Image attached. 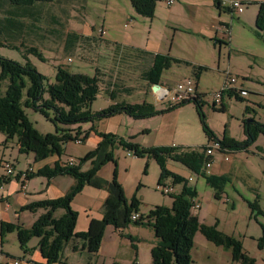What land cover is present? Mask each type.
Returning <instances> with one entry per match:
<instances>
[{
  "label": "rangeland",
  "instance_id": "rangeland-1",
  "mask_svg": "<svg viewBox=\"0 0 264 264\" xmlns=\"http://www.w3.org/2000/svg\"><path fill=\"white\" fill-rule=\"evenodd\" d=\"M249 1L245 2V10L240 15L222 11L213 0H177L172 6L164 1L158 3L153 19L138 15L129 0H60L36 5L27 15L21 16L17 15L21 11L3 3L0 4V57L21 64L30 61L45 77L46 87L56 81L58 67L89 77H94L97 71L101 92L92 105L94 112H102L113 103L140 104L144 101L164 113L145 120L121 114L103 123L96 121L95 127L108 128L113 135L144 148L172 146L200 150L210 143L195 105L188 103L168 111L177 105L172 96L158 101L151 85L144 79V72L153 65V56L169 55L182 63L173 64L164 72L161 86L174 90L188 79L195 81L198 92L203 95L206 125L215 139L243 142L246 139L245 121L264 124V31L256 27L260 4L264 0ZM216 26L223 31L216 34ZM126 45L153 54H143ZM31 49H36L42 59L27 54ZM200 67L203 70L197 79L194 71ZM227 75L235 77L237 86L244 87L248 94L242 96L244 101L241 102L226 94L222 101L226 111L222 112L220 104L214 109L213 100ZM7 85V80L0 82L2 93ZM111 90L117 95L115 102L110 99ZM25 113L38 133L55 134L54 124L38 112L28 109ZM83 126L90 130L92 124ZM14 145L9 144L8 153L2 156L7 161H15L11 157ZM256 148H261V152ZM92 149L90 144L67 142L61 157L64 160L71 158L79 164ZM114 154L117 165L108 162L98 176L111 181L117 170L118 182L123 186L128 202L137 198L141 215L146 217L156 206H172L173 196L178 195L183 186L174 185L173 178L167 177L160 186H174V192L165 194L164 188L158 185L161 169L154 157H136L121 145L114 148ZM21 159L25 167L26 162ZM211 161L208 174L230 178L220 199L203 177L186 166L167 160L166 167L174 175L192 179L190 185L197 195L190 200L200 204V209H192V212L202 225H216L219 231L239 241L257 264H264V251L258 248L264 216L249 208V203L258 202L264 212V136L260 135L248 150L223 155L215 152ZM90 169V162L82 164L83 172ZM106 199V191L84 187L71 204L78 213L76 232H87L92 218L101 219L100 208ZM148 234V229L135 224L118 233L111 227L106 229L99 252L100 264H112L118 254L125 259L133 258L135 251L139 253V260L148 261L150 254L146 246H141V242L137 244L138 238L147 239ZM6 236L8 240L10 235ZM203 242L207 243L198 233L191 250L193 264H234L230 252L221 250L209 255ZM19 245V240L4 243L5 261L18 254L24 256ZM37 246L39 240L33 238L27 247L32 252Z\"/></svg>",
  "mask_w": 264,
  "mask_h": 264
},
{
  "label": "trees",
  "instance_id": "trees-1",
  "mask_svg": "<svg viewBox=\"0 0 264 264\" xmlns=\"http://www.w3.org/2000/svg\"><path fill=\"white\" fill-rule=\"evenodd\" d=\"M59 1L0 0V4L8 3L15 10L21 11L22 13H17L21 16L27 15L28 10L36 5H46ZM129 1L138 15L153 19L158 3L166 0ZM213 2L222 11L233 15L231 9L223 7L220 0H213ZM256 27L258 30L264 31V3L260 4ZM137 51L147 54L144 50L138 49ZM27 54L42 59L36 49L28 50ZM181 63L169 55H155L153 56L152 67L144 72V79L151 87L156 84L161 86L164 72L171 69L173 64ZM0 69V82L8 81L5 93L0 90V133L6 136V142L17 139L20 153L23 155L33 153L35 160L40 162L51 156L61 158L64 155L67 142H77L81 136L85 142L92 131L101 139L93 151L80 159L79 164L59 163L53 168L46 167L28 176L29 180L36 175L48 179L67 175L74 179L75 185L62 198L35 202L24 207L22 211L46 210V213L40 216L31 228L26 229L18 225L4 224L3 235L16 232L20 249L25 254L30 253L27 246L33 238H36L39 240L37 247L42 257L47 260L46 264L59 263L63 257L64 248L71 244V249L74 252L85 250L88 254L96 256L102 247L107 227L111 226L117 231H123L129 228L131 224H135L136 226L152 228L156 233L158 243L151 249L152 264H193L191 250L194 246V238L198 233H201L206 240L217 247L230 251L233 262L257 264L255 259L247 255L239 241L219 231L216 225L204 226L199 222V218L192 212V201L190 200L196 197V189L190 186L188 179L174 175L166 167L167 160L186 166L190 171L203 177L208 185L215 189L216 198L220 199V195L226 184L230 182V178L207 173L206 164L211 160L206 156L207 146H202L200 150H183V148H173L172 146L144 148L137 143L119 138L113 133H99L95 129L96 121L121 114L128 115L129 118L135 120H145L164 112H160L153 104L144 101L140 104L113 103L102 112H94L92 105L101 92V81L97 71L94 77H89L85 74H73L64 67H58L56 81L46 87L45 77L37 71L30 61L21 64L0 57ZM202 70L203 68L200 67L194 71L197 79ZM46 94L48 96L44 98ZM109 95L110 99L115 102L117 97L115 91L111 90ZM228 95L234 96L240 102L244 101V98L235 92L228 93ZM203 100V95L197 90L195 98L178 103L168 111L188 103L194 104L209 143L219 142L206 125ZM213 107L216 109L215 104ZM28 109L38 112L52 122L55 127V134L42 135L38 133L25 113V110ZM220 111H226L224 104L221 105ZM246 111H250L249 107L246 108ZM86 124H92V127L90 130L84 131L82 127ZM244 129L246 139L243 142L224 140L219 142L220 150L224 153L248 150L255 145L260 135L264 136V124L256 121H245ZM117 145H121L139 158L154 157L161 169L159 186L165 178L170 176L173 178L174 185L183 186L181 192L173 196L171 207L156 206L145 217L139 212L140 202L137 198L134 197L131 203L128 202L123 186L118 182L117 170L111 181L98 176V173L108 162L117 165L114 159V148ZM256 149L261 152V148ZM87 162L91 163V169L83 172L82 164ZM87 186L104 190L108 196L102 205L103 218L100 220L92 218L87 232L81 233L76 232L78 213L72 209L71 204ZM259 207L258 202L249 203L252 212L264 216V212ZM59 210H63L64 214L56 218L55 214ZM135 213H139L140 218L132 221L131 218ZM261 229L262 237L258 240V248L264 251V226L261 225ZM75 242L81 243L82 247L80 248Z\"/></svg>",
  "mask_w": 264,
  "mask_h": 264
},
{
  "label": "crops",
  "instance_id": "crops-1",
  "mask_svg": "<svg viewBox=\"0 0 264 264\" xmlns=\"http://www.w3.org/2000/svg\"><path fill=\"white\" fill-rule=\"evenodd\" d=\"M242 1L244 4H246L245 2H251L249 0H242ZM218 32H220V30H219V27L216 26V34H219ZM126 47H129V48L131 47L133 50L140 49V50L146 51V49H142V48H133L131 45H126ZM146 52L148 54H153L152 52H148V51ZM242 88L245 90L244 87ZM153 95H155V93ZM107 120H109V118L102 120L101 122L103 123ZM83 127H82V130L87 131ZM95 129L99 133H110L109 131H111L105 127L101 129L99 125L95 127ZM104 129H107V130H104ZM0 135H1L0 137V162L1 160L4 159L2 156L5 155V153H8L7 151L8 145L15 144L14 145L15 149H13L12 151L13 155H11V157L15 159L14 164L16 165V168L19 169L18 172H24L28 168L33 167L35 170L34 172L36 173L38 171L43 170L46 167L53 168L56 164H59V163L65 164V163H69L70 161H73L71 158L69 160L68 159L64 160L62 159V157L58 158V157L51 156L43 161L38 162L35 160V157H34L35 155L33 153L28 154V155L27 154L23 155L22 153L19 152V147L16 141L17 139L6 142L7 140L6 136L1 133ZM99 142H101V139L98 137V135L95 132L92 131L90 132L88 139L83 144H90V146L93 148L92 150H94L99 144ZM21 158H23V160L26 162L25 167H23L21 164L22 163ZM73 162L75 165L77 164L75 161ZM23 185H24V182L22 181V179L20 177H16L10 180L8 184L6 183L5 185H3L0 189V210H1V213H0V252L3 254H4V251H3L4 243L9 244L10 240H18L16 232H12L8 234L5 233L3 235L4 224L18 225L26 229L31 228L34 222L37 221L40 216L46 213V210L39 209L38 211L31 212V211H22V209L35 202L39 203V202L47 201V200L53 201V200L62 198L66 193L69 192L71 187L75 185V181L74 179L68 177L67 175L59 176L54 179H48V178L41 177V176L39 177L36 175V176H32L31 179H29L25 183V187H26L25 190H22ZM59 213H60V216L64 214V212L62 211H59ZM100 213L102 215L101 218H103L102 207L100 208ZM110 227L111 226L107 227V229ZM111 228L114 229L113 227ZM142 228L148 229L149 234L148 236H145V238L147 239L138 238L137 244L141 242V246L143 245L146 246L148 253L150 254L149 260L147 261L146 259L141 258V255H140L141 259L139 260L138 259L139 253L137 254V252L135 251V254H133L134 255L133 258L129 257L128 259L127 258L125 259V258H122L121 254L116 255L115 261L112 264H152L151 249H153L154 246L157 245L158 240L155 235L156 233L152 228H149V227H142ZM78 232H81V231H78ZM115 232L118 233L120 231L115 230ZM6 235H10L8 240L7 238H5L7 237ZM206 242L207 243L205 242L203 243L206 247H208L209 255H211L212 253L218 254L219 252H221V250H224L222 252H230L228 250H225L222 247H217L215 244L209 242L208 240H206ZM75 243L78 244L80 248L82 247L81 243H78V242H75ZM208 243H210L213 246H208L210 245ZM213 247H216L217 249H214ZM71 248H72V244L64 248L63 257L61 261L57 264H100L101 263L99 260V253L95 256V255L88 254V252L85 250H82V251L79 250L77 252H74ZM77 257H80V259H84L83 260L84 262L81 263L80 259L77 260ZM14 258H23L22 260L24 261L28 260L26 262L23 261V264H31V263L46 264V261H47L46 259L42 257L38 247L34 248L33 251L28 254L24 253V256L18 254V255H15ZM233 263L241 264L238 262H233Z\"/></svg>",
  "mask_w": 264,
  "mask_h": 264
},
{
  "label": "built area",
  "instance_id": "built-area-1",
  "mask_svg": "<svg viewBox=\"0 0 264 264\" xmlns=\"http://www.w3.org/2000/svg\"><path fill=\"white\" fill-rule=\"evenodd\" d=\"M175 1L176 0H166V3L168 6H172L175 3ZM220 1L223 7L231 9V12L233 13V15H240L245 10L244 8L245 4L243 3L242 0H220ZM219 30L223 31L221 27L219 28ZM196 85L197 84L195 83V81L188 79L182 84H178L176 88H174V90H169L161 86L162 87L161 90L158 93H155V95L158 98L157 100L160 102H163L172 96L173 98L172 100L176 104H178L185 100L193 99L197 96ZM237 85H238V81L235 79V77H231L227 75L225 78L224 84L221 87V90L215 94L213 104H215L216 106L218 104L222 105L224 96L228 93L235 92L239 94L241 97L247 96L248 92L244 90L243 88L238 87ZM83 142H84V139H83V136H81L78 138L76 143H83ZM215 152H218L221 155H223L224 153L220 150L219 142H216V141L211 142L209 145H207L206 156L211 158L212 160ZM211 160H209V163L206 164V168L212 167ZM225 160L227 161L228 157H226ZM68 164L74 165V162L70 161ZM34 171H35L34 168L30 167L24 172H17L16 165L14 164V162L7 161V159L1 160L0 162V189L3 185H5V182H8L16 177H20L22 181L24 182V185L22 186V190H25L26 189L25 183L28 181V176ZM188 181L190 183L192 179L190 178ZM159 187L164 188L163 191L165 194L170 195V194H173L174 192L173 190L174 186L163 185ZM199 205H200L199 202L193 199L192 209H196V210L200 209ZM0 213H1V210H0ZM139 218H140V214L135 213L131 219L132 221H135ZM23 261L24 260L20 258H14V257H8V260L5 261L4 254L0 253V264H23ZM31 264H35V263H31Z\"/></svg>",
  "mask_w": 264,
  "mask_h": 264
},
{
  "label": "water",
  "instance_id": "water-1",
  "mask_svg": "<svg viewBox=\"0 0 264 264\" xmlns=\"http://www.w3.org/2000/svg\"><path fill=\"white\" fill-rule=\"evenodd\" d=\"M161 88L162 87L160 86V84H156L152 86V91L153 93H158L161 90Z\"/></svg>",
  "mask_w": 264,
  "mask_h": 264
}]
</instances>
